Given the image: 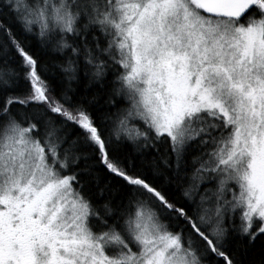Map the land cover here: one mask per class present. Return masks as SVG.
<instances>
[{"label": "snow or ice", "instance_id": "snow-or-ice-1", "mask_svg": "<svg viewBox=\"0 0 264 264\" xmlns=\"http://www.w3.org/2000/svg\"><path fill=\"white\" fill-rule=\"evenodd\" d=\"M0 264H264V0H0Z\"/></svg>", "mask_w": 264, "mask_h": 264}, {"label": "trees", "instance_id": "trees-1", "mask_svg": "<svg viewBox=\"0 0 264 264\" xmlns=\"http://www.w3.org/2000/svg\"><path fill=\"white\" fill-rule=\"evenodd\" d=\"M26 39L31 43L33 49H35L37 51V53L40 56L41 60L44 63L48 64L49 67H50L51 63H52V60H51L49 54L45 50L40 48L38 39L36 37H33V36H28V37H26ZM50 71L51 72H57L56 69H52L51 67H50ZM73 87H76L79 91H82L83 88H84V85H83V83H81L80 85H73ZM260 254H261L260 240L258 239L257 242H256L255 247H253L251 249V251L249 252V256L250 257L255 256V258L258 259L260 257Z\"/></svg>", "mask_w": 264, "mask_h": 264}]
</instances>
